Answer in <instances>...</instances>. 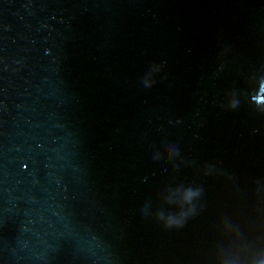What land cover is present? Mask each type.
<instances>
[{
    "label": "water",
    "instance_id": "95a60500",
    "mask_svg": "<svg viewBox=\"0 0 264 264\" xmlns=\"http://www.w3.org/2000/svg\"><path fill=\"white\" fill-rule=\"evenodd\" d=\"M0 264H264V0H0Z\"/></svg>",
    "mask_w": 264,
    "mask_h": 264
},
{
    "label": "clouds",
    "instance_id": "9594fccd",
    "mask_svg": "<svg viewBox=\"0 0 264 264\" xmlns=\"http://www.w3.org/2000/svg\"><path fill=\"white\" fill-rule=\"evenodd\" d=\"M173 224L170 222L169 224H167V227H171Z\"/></svg>",
    "mask_w": 264,
    "mask_h": 264
}]
</instances>
